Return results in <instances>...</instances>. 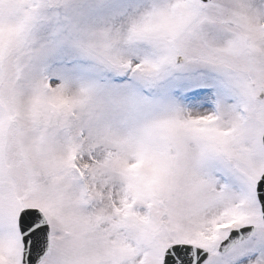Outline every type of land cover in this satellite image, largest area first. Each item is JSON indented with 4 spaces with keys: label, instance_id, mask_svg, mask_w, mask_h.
<instances>
[{
    "label": "snow or ice",
    "instance_id": "snow-or-ice-1",
    "mask_svg": "<svg viewBox=\"0 0 264 264\" xmlns=\"http://www.w3.org/2000/svg\"><path fill=\"white\" fill-rule=\"evenodd\" d=\"M0 264H264V0H0Z\"/></svg>",
    "mask_w": 264,
    "mask_h": 264
}]
</instances>
